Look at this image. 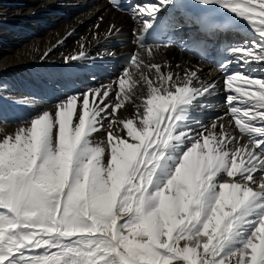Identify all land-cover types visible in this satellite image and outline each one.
<instances>
[{
	"label": "snow or ice",
	"instance_id": "obj_1",
	"mask_svg": "<svg viewBox=\"0 0 264 264\" xmlns=\"http://www.w3.org/2000/svg\"><path fill=\"white\" fill-rule=\"evenodd\" d=\"M108 3L132 24L115 77L54 97L0 78L31 113L0 136V264H264V0ZM85 43L64 63L116 55Z\"/></svg>",
	"mask_w": 264,
	"mask_h": 264
},
{
	"label": "bare ground",
	"instance_id": "obj_2",
	"mask_svg": "<svg viewBox=\"0 0 264 264\" xmlns=\"http://www.w3.org/2000/svg\"><path fill=\"white\" fill-rule=\"evenodd\" d=\"M58 14H63V18H57ZM101 16L104 20L99 35L93 39L94 25ZM47 22L51 29L44 31ZM113 22L122 27V34L106 39V30ZM131 26L126 15L109 9L104 0H0V78L15 86L18 94L31 91L49 97H54L70 83L106 82L119 72L111 64L112 55L95 63L73 62L71 67L64 63L62 55L78 53L82 37L86 38L85 46L93 57L97 52L118 54L131 50L133 45L125 42L129 40ZM73 30L74 34L67 38L63 47L54 50L43 63L39 61L44 50ZM164 56L174 62L188 59L201 67L205 76L209 73L220 75L218 65L212 60L199 61L187 51L172 49ZM93 75L95 81L91 80ZM11 104L6 100L0 102V136L17 129L14 122L22 123L31 115L28 109L15 104L13 114ZM128 111H132L131 106Z\"/></svg>",
	"mask_w": 264,
	"mask_h": 264
},
{
	"label": "rangeland",
	"instance_id": "obj_3",
	"mask_svg": "<svg viewBox=\"0 0 264 264\" xmlns=\"http://www.w3.org/2000/svg\"><path fill=\"white\" fill-rule=\"evenodd\" d=\"M68 16H69V15H68ZM68 16H67V17H68ZM70 16H71V15H70ZM67 17H66V18H67ZM57 18L62 19V18H63V14H58V17H57ZM49 24H50V23H48V22H47L46 24H44V26H43V28H44L43 30H44V31H47L48 29H51L50 26H49ZM11 110H12V111H11ZM11 110H10V111L14 114V112H15L16 109L14 108V104H13V103L11 104ZM10 123H11V122H10ZM14 124H15L16 128H18V127L20 126L21 122L16 121V122H14ZM16 124H17V125H16Z\"/></svg>",
	"mask_w": 264,
	"mask_h": 264
}]
</instances>
